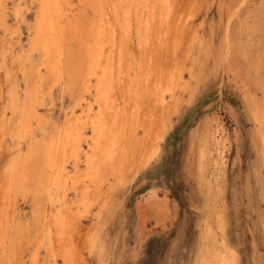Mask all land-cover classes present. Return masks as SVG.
<instances>
[{
	"label": "rangeland",
	"instance_id": "rangeland-1",
	"mask_svg": "<svg viewBox=\"0 0 264 264\" xmlns=\"http://www.w3.org/2000/svg\"><path fill=\"white\" fill-rule=\"evenodd\" d=\"M180 1L182 11L174 16L181 15L190 26L187 37L192 40H183L181 51L190 45L194 73L190 76L187 70L183 72L180 96L170 106L165 134L149 160L141 165L138 156L126 154L121 174L113 177L104 171L105 182L85 204H77L80 195L72 189L64 191L71 203L74 227L67 264H202V253L215 239H224L234 249L238 264H264V164L260 123L252 107L264 96V0ZM69 2L78 16L81 11L77 0ZM2 7L9 33L3 35L0 27V55L11 51L31 69L41 58L36 51L29 53L36 0H3ZM130 39L134 41V36ZM76 46L69 44L74 52ZM64 66L62 81H43L37 95L43 121L40 126L32 125L27 133L19 132V113L12 115L8 109V91L15 82L23 85L19 69L9 67L7 81L0 68V215L1 188L10 161L20 162L29 142L35 139L40 153L32 164L38 172L40 155L51 133L79 114L80 82L77 80V84L73 75L71 78L67 62ZM254 137L258 139L255 142ZM31 190L14 185L11 192L5 234L13 241L10 244L7 240L8 246L14 248L0 246V264H30L35 251L39 264H63L59 257L56 261L46 257L45 241L41 240L46 236L44 215L61 207L49 205L45 194L35 199Z\"/></svg>",
	"mask_w": 264,
	"mask_h": 264
},
{
	"label": "bare ground",
	"instance_id": "bare-ground-1",
	"mask_svg": "<svg viewBox=\"0 0 264 264\" xmlns=\"http://www.w3.org/2000/svg\"><path fill=\"white\" fill-rule=\"evenodd\" d=\"M77 2L81 11L78 16L74 13V6L69 0H36L29 53L36 51L41 58H38L40 61L35 62L33 68H26L25 60L11 54V51H4L0 55V68L4 69L6 80L10 79L8 68L12 66H17L23 80V85L15 82L8 91L9 113L13 115L18 112L20 116L19 132L27 133L32 125L42 124L37 95L46 78L47 80L52 78L55 82L63 80L64 65L67 62L70 65L71 78L73 75L76 82L77 80L80 82L77 100L79 114L68 118L62 127L51 133L40 155L39 171L36 172L37 166L32 164L40 153L39 142L31 139L22 160L20 162L12 160L7 165L6 182L1 188L0 246L8 247L9 250L14 248V245L8 246L7 240L11 242L10 244H13V241L7 239L5 234L14 185L29 187L34 190L35 199L45 194L49 205L61 207L60 211L46 214V211L44 212V216H47L44 223L46 236L45 240L42 238L41 240L45 241L46 257H53L54 261L59 257L63 264H67L72 255L70 231L73 232L74 229L71 224V203L68 198L66 199L64 191L72 189L80 195L76 200L77 204H85L92 192L101 188L105 182L104 171L113 177L121 174L126 154L130 157L138 156L141 165L149 160V157L153 156L151 154L156 151L163 133L165 134L164 127L170 106L180 96L179 84L183 72L187 70L191 76L195 70L194 61L189 58L190 45L186 51H181L183 40L190 41L192 37H187L190 34L188 23L181 15L174 16L176 11H180L182 4L180 0H77ZM2 4L3 0H0V27L2 34L5 35L7 15L5 17L3 14ZM14 14L18 17V10H15ZM132 36L134 41L130 39ZM71 42L77 45L75 52L69 48ZM225 44L227 45L226 42ZM32 62L34 60L30 64ZM261 79L263 81L264 78ZM252 105L255 114L250 107L251 112L260 123L262 145L260 153L264 164V96ZM255 137L254 142L257 139ZM256 166L258 167L257 164ZM23 193L27 194L25 191ZM52 232L55 236L54 241ZM224 241V239L213 241L212 246L201 255L202 264H238L236 252ZM30 260V264H39L36 251ZM83 260L81 261L84 262Z\"/></svg>",
	"mask_w": 264,
	"mask_h": 264
}]
</instances>
